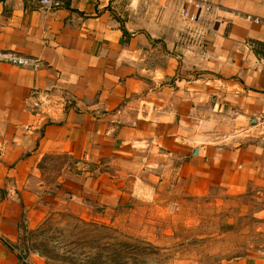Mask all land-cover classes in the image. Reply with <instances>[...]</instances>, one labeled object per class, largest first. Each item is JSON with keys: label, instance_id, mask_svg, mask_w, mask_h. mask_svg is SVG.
Segmentation results:
<instances>
[{"label": "crops", "instance_id": "obj_1", "mask_svg": "<svg viewBox=\"0 0 264 264\" xmlns=\"http://www.w3.org/2000/svg\"><path fill=\"white\" fill-rule=\"evenodd\" d=\"M187 2L0 0V54L27 61L0 62V264H44L22 226L50 192L110 201L113 161L227 195L255 227L223 264H264V0Z\"/></svg>", "mask_w": 264, "mask_h": 264}, {"label": "rangeland", "instance_id": "obj_2", "mask_svg": "<svg viewBox=\"0 0 264 264\" xmlns=\"http://www.w3.org/2000/svg\"><path fill=\"white\" fill-rule=\"evenodd\" d=\"M60 160L47 166V179ZM127 167L105 165L114 183L104 205L43 197L41 214L21 228L22 257L44 264H223L245 253L238 242L254 237L255 220L235 217L227 195L187 196L161 183L175 173Z\"/></svg>", "mask_w": 264, "mask_h": 264}, {"label": "built area", "instance_id": "obj_3", "mask_svg": "<svg viewBox=\"0 0 264 264\" xmlns=\"http://www.w3.org/2000/svg\"><path fill=\"white\" fill-rule=\"evenodd\" d=\"M192 0H188L187 4H191ZM40 5L45 10H51L53 8V0H40ZM209 6L205 7V10L208 11ZM184 17L189 16V10H183L181 13ZM0 62L7 63L14 66H24L27 64V61L22 57L15 56V55H7V54H0ZM261 66L264 71V57L260 60ZM35 68V66L33 67Z\"/></svg>", "mask_w": 264, "mask_h": 264}]
</instances>
